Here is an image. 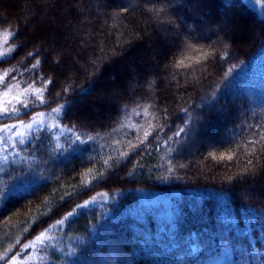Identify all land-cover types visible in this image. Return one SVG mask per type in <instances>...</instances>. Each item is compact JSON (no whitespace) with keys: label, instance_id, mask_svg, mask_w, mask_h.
Here are the masks:
<instances>
[{"label":"trees","instance_id":"trees-1","mask_svg":"<svg viewBox=\"0 0 264 264\" xmlns=\"http://www.w3.org/2000/svg\"><path fill=\"white\" fill-rule=\"evenodd\" d=\"M109 3L0 0V75L10 73L0 96L8 92L4 107L21 110L7 123L41 111L52 119L24 144L5 145L0 264L26 255L41 232L51 239L33 264H203L213 256L264 264V159L255 181L242 176L244 162L261 154L250 141L264 135V13L248 0ZM37 49L41 64L29 75ZM48 79L41 105L34 89ZM93 197L105 201L54 227Z\"/></svg>","mask_w":264,"mask_h":264},{"label":"snow or ice","instance_id":"snow-or-ice-1","mask_svg":"<svg viewBox=\"0 0 264 264\" xmlns=\"http://www.w3.org/2000/svg\"><path fill=\"white\" fill-rule=\"evenodd\" d=\"M45 2H46V0H45ZM82 2H83V0H71V3L73 5L80 4ZM162 2L169 3L170 0H162ZM174 2H179V0H174ZM153 3H155V0H153ZM96 4L99 6H103V7H111L109 0H96ZM151 11L153 12V14H155L156 11H158V10L153 8ZM81 15H82V13H81ZM188 36H189V38H191L190 32L188 33ZM4 42L7 43V39H5ZM185 43H187V41H185ZM9 51H11V49H9ZM40 54H42L40 49H37L36 52H29L28 53V56L32 57L33 60H35V62L31 64V69H29L25 65V72L28 73L29 75H33V70L37 69V67L41 64V60L36 58ZM5 55H6L5 53L0 52V59H2ZM97 59H100V58L98 57ZM61 62L62 61L59 58H56L54 60V63L57 66H59L61 64ZM92 63L94 65V73L93 74H95V72L98 71L99 69H98V66L95 65V61H93ZM165 67H167V65ZM16 71H17L16 68L11 69V72H13V73ZM9 74H10L9 70L5 69L3 75H0V84H2L5 88H8L9 82H5L4 78L6 76H9ZM21 75H23V73H21ZM34 75L39 76L40 74L34 73ZM41 79H43V78L41 77ZM52 83H53V80L48 79L44 82L42 87H38V88L34 89L35 98H36V100H38L40 102L41 105L45 104V100H44L43 96L41 95V93H43L45 91V89L47 88V86L51 85ZM30 88H32L31 83H29L28 86L24 89V92L27 93ZM8 91H11V89L9 88ZM67 91H69V89H67V88H65L63 90V92H67ZM81 91L85 92L86 90L82 88ZM5 94H7V93H5ZM21 95H23V93ZM61 95H62L61 92L56 93L57 98H59ZM17 103L22 105L24 110H27L29 108V103L27 102V100H17ZM9 104H11V101H9ZM63 107H64L63 105H61V107H59V108L52 107L51 112L59 114L62 111ZM185 111H187V109H185ZM164 112L165 113L167 112L166 108L164 109ZM20 114H21V110L19 108H17L15 105H12L11 107L0 108V124H3V127H0V145H7L8 140L13 138L12 133H13L14 129L16 130L15 136L20 137V139H19L20 144L25 143V140L23 139L25 132L32 133L33 130H35V132H40L42 130L41 126H42L43 120L45 118V113L42 111L37 112L36 115H34V116H31V119L27 122L21 120L20 123H18V124L7 123V120L18 118L20 116ZM65 116H67V113H65ZM37 117H39L40 119L38 120ZM165 119H166V117H165ZM73 129H75V124H72L71 127H69L67 130L73 131ZM61 131H63V129ZM183 132H184V129L180 128L175 133V135L179 136ZM149 135H150V133L148 131L144 132V140H141L142 144L144 143L145 140H147V137ZM186 135H188V134H186ZM6 136H7V139L5 138ZM33 139L40 141L42 139V137L33 136ZM86 139L92 140L93 138L89 136ZM75 140L81 144L85 142V141L81 140L79 135L75 136ZM261 142H264V135L260 136L259 141H256V140L250 141L251 145H257V144L260 145L261 154L259 157H252V158H249L248 160H246L244 162L245 171H244V173H242V176H243V180H245V181L248 179L249 174H251L253 181H255L258 178V174L256 172H253L252 169H253V167H255L259 163V160L264 159V143H261ZM38 146L39 145H37V147ZM0 150H3L6 152L7 148L4 147ZM125 155H127V154L125 153ZM211 155H212L213 160L217 159V156L215 154H211ZM218 159L220 161H225V160L232 161L233 156L232 155L225 156L222 154L219 156ZM4 160L5 161L7 160V156L4 157ZM261 170L264 171V165H261ZM95 202H96V197H93L91 201H85L82 204H77L75 206V208L72 211L68 212L67 215L63 219H57L54 227H60V226L64 225L65 221H67L70 217H72L76 214L77 209H86L90 203H95ZM224 207H225V209L228 208L227 205H225ZM48 239H50V238H46V232H41L39 235H37L35 237L34 241L30 240L27 244H25L24 249L27 250L29 248H34L37 244L42 245L44 247H48L49 246ZM52 246L55 247L56 245H52ZM64 254L66 256L71 257L75 253L72 249H69V251L65 252ZM5 259H6V257L0 256V260H5ZM12 260H13V264H16V257L15 256L12 258Z\"/></svg>","mask_w":264,"mask_h":264},{"label":"rangeland","instance_id":"rangeland-1","mask_svg":"<svg viewBox=\"0 0 264 264\" xmlns=\"http://www.w3.org/2000/svg\"><path fill=\"white\" fill-rule=\"evenodd\" d=\"M249 2H251L252 4H254L255 6H257L260 10H261V12L262 13H264V6L263 5H261L260 3H258V2H254L253 0H248ZM234 26H236V28H239L240 27V30H237V29H233V30H237V34L238 35H241V36H244V30H243V28H241V26H239L238 27V25H236V24H234ZM53 40L55 41V37L53 38ZM3 44H5V42H3L2 43V45ZM58 44H60V45H62L63 47L65 46V45H63V44H66V43H63V42H61V43H58ZM67 45V44H66ZM0 52H4L3 51V47L1 46V40H0ZM158 56V55H157ZM160 54H159V56H158V58L156 57V59H157V62L159 61V59H160ZM155 57V56H154ZM155 59V58H154ZM60 69H62V71H64L65 70V66H63V67H61ZM160 69V67L158 66V64L156 65H154L153 66V73H155V72H158V70ZM119 74V73H118ZM103 82L105 81V79H103L102 80ZM111 85H116V84H111ZM117 87V86H116ZM7 94H1V96H0V108H2V107H4V106H6V102H9L10 100H11V98L9 97V95H8V92H6ZM99 93L100 92H97L94 96H93V98H98L99 97ZM88 98H86V99H84V100H81L80 101V103L81 104H83V105H85V104H88ZM2 102V103H1ZM37 119L39 120L40 118L39 117H37ZM46 119H50V120H52L50 117L49 118H47V116H46V114H45V118H44V120H43V123L45 122V120ZM18 123H20V122H18ZM18 123H16V124H18ZM51 125H54V123L53 124H51ZM0 127H3V125H0ZM15 132H16V130L14 129L13 130V133H12V136H13V138L12 139H10V140H8V143L9 142H12V140L13 139H15L16 138V136H15ZM27 132H25V134H26ZM6 139H7V136L5 137ZM4 147H8V146H5V145H0V149H2V148H4ZM5 151H3V150H0V160L1 161H3L4 160V155H5V153H4ZM105 200H103V199H101V198H99V197H96V202H104ZM46 238H50V235L49 234H46ZM51 239V238H50ZM50 239H48V242L50 241ZM41 247V245H39V244H37L34 248H30L28 251H26L25 252V249H24V253H27L26 255H24L23 257L22 256H18V257H16V264H33V263H36L37 261H38V255H40V253H38V250H39V248ZM194 250L196 251V252H199L200 251V248H197V247H194ZM23 255V254H22ZM9 264H13V260L9 263ZM203 264H223V258H221V257H219V256H213L212 258H210V259H208L206 262H204Z\"/></svg>","mask_w":264,"mask_h":264}]
</instances>
